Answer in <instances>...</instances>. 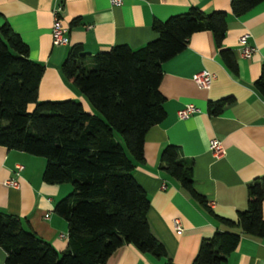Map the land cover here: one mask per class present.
I'll use <instances>...</instances> for the list:
<instances>
[{
	"label": "crops",
	"instance_id": "0c3cea01",
	"mask_svg": "<svg viewBox=\"0 0 264 264\" xmlns=\"http://www.w3.org/2000/svg\"><path fill=\"white\" fill-rule=\"evenodd\" d=\"M55 1L62 5L60 18L67 26L65 45H54L50 39V10ZM229 2L122 0L119 5H110L107 0H0V25L6 22L26 44L28 58L43 66L37 99H75L90 112L84 98L60 72L69 46L78 44L88 54L116 44L134 49L156 36L151 29L154 20L183 13L190 6L202 13H228L221 45L232 50L236 71L231 72L222 63L209 31L192 33L185 47L160 66L158 89L164 98L165 114L146 130L142 161L132 169V177L148 198V226L166 256L141 254L123 244L100 264H192L202 238L210 237L215 230H234L219 219L234 222L237 211L246 204V184L264 174V99L252 84L264 62V2L237 17L231 15ZM242 33H248L246 44L253 47L246 57L240 55L237 42ZM198 70L213 74L206 89L198 88L190 78ZM225 96L232 101L217 115H208L207 102ZM186 104L197 111L179 119L176 111ZM212 138L223 146L219 157L207 148ZM166 144L177 145L181 155L191 159L192 187L205 198V206L158 166L159 152ZM44 163L42 157L0 146V211L15 215L24 229L62 252L67 246L66 222L53 206L68 194L70 185L42 181ZM15 164L22 166L17 175ZM9 178L16 179V187L3 184ZM261 210L264 222V184ZM173 219L178 220L180 231L174 229ZM4 257L0 248V264ZM223 264H264V239L241 234Z\"/></svg>",
	"mask_w": 264,
	"mask_h": 264
},
{
	"label": "trees",
	"instance_id": "16d2710c",
	"mask_svg": "<svg viewBox=\"0 0 264 264\" xmlns=\"http://www.w3.org/2000/svg\"><path fill=\"white\" fill-rule=\"evenodd\" d=\"M261 2L230 0V13L237 17ZM227 16L224 10L202 13L190 6L154 20L156 36L134 49L116 44L88 54L78 44L69 46L60 72L91 112L75 99L38 100L42 64L28 58L26 44L6 22L0 25V146L42 157L41 180L70 185L53 206L66 222V248L57 252L24 229L18 217L0 211L2 264H100L123 244L141 254L166 256L148 226V198L132 169L142 161L146 130L165 114L160 66L185 47L192 33L209 31L222 63L236 71L232 50L221 45ZM252 84L264 99V62ZM231 101L230 96L208 101L207 114L217 115ZM158 166L205 206V198L192 187V161L177 145L162 147ZM263 184L264 174L246 184V204L235 221L219 219L234 230H215L202 238L192 264H223L241 234L264 239Z\"/></svg>",
	"mask_w": 264,
	"mask_h": 264
},
{
	"label": "built area",
	"instance_id": "2783aa9c",
	"mask_svg": "<svg viewBox=\"0 0 264 264\" xmlns=\"http://www.w3.org/2000/svg\"><path fill=\"white\" fill-rule=\"evenodd\" d=\"M110 5H119L121 4L122 0H107ZM61 12H62V5L60 2L55 1L52 5L50 14H51V24H50V39L51 43L54 45H65L67 43V26L61 22ZM248 37V33H242L238 39V45L240 46V55L241 56H248L252 50V46H248L246 44V39ZM192 82L198 87L206 89L209 87L211 80L213 79V74L207 70H198L190 76ZM197 111L196 107L192 104H186L183 107L179 108L176 111V115L179 119H185L189 117L191 114ZM208 150L211 154L215 157H219L223 154V146L218 139L212 138L208 141L207 145ZM15 172L14 174L17 175V171H19L22 166L20 164H15ZM3 184L6 186L16 187L17 181L14 178H9L3 181ZM47 217V214L44 215ZM173 227L176 231H180V225L177 219H173L172 221Z\"/></svg>",
	"mask_w": 264,
	"mask_h": 264
}]
</instances>
